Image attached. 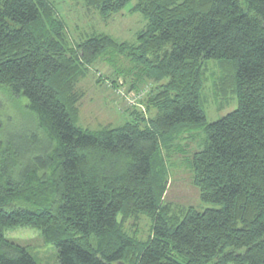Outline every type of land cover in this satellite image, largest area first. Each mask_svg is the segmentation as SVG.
I'll list each match as a JSON object with an SVG mask.
<instances>
[{
	"label": "trees",
	"instance_id": "obj_1",
	"mask_svg": "<svg viewBox=\"0 0 264 264\" xmlns=\"http://www.w3.org/2000/svg\"><path fill=\"white\" fill-rule=\"evenodd\" d=\"M131 1L85 0L105 17ZM131 9L147 18L137 43L94 33L72 45L51 0H0V87L27 98L45 133L38 152L27 133L3 139L0 125V264H40L7 236L17 227L38 229L59 264H264V0H135ZM117 56L130 66L117 67ZM102 60L115 66L101 74L112 82L155 83L154 114L79 124V82ZM210 60L216 95L238 100L213 121ZM197 130L194 183L212 205L178 218L162 202V148ZM141 215L146 238L125 226Z\"/></svg>",
	"mask_w": 264,
	"mask_h": 264
},
{
	"label": "rangeland",
	"instance_id": "obj_2",
	"mask_svg": "<svg viewBox=\"0 0 264 264\" xmlns=\"http://www.w3.org/2000/svg\"><path fill=\"white\" fill-rule=\"evenodd\" d=\"M51 1L67 23L68 37L72 45L83 42L94 33H106L118 41L137 43L138 32L147 24V18L142 12L131 9L135 0L129 2L121 11L106 17L98 8L88 6L85 0ZM117 57V67L130 66L129 62L120 59V56ZM114 69L115 66L107 61L95 62L79 82L80 89L85 93L80 105V125L93 129L107 124L120 125L130 119L136 110L146 117L154 114V111L148 110L146 101L153 93L155 83L148 80L142 82L139 88H130L122 77L112 82L101 75H109ZM219 71L216 61L210 60L203 90L209 121L219 119L238 105L237 98L231 94L226 97L221 93L216 95L214 81ZM99 75L102 81L98 80ZM27 103L24 95L17 96L0 87L2 137L5 140L19 141V136L27 133L35 142L36 151L40 152L45 133L38 129L36 116L27 107ZM34 135L36 138L32 137ZM202 137V131L197 130L192 136L187 132L174 138L169 147L162 148L168 166L167 185L162 202L167 204L171 214L178 218L182 217L190 206L203 210L212 205L201 199L200 189L194 183L191 163L194 152L202 147ZM150 224L148 216L141 215L137 222L134 218L128 219L125 226L130 232H137L139 237L146 238L150 234ZM7 236L27 245L40 264H59L56 246L45 242L38 229L17 227L9 230Z\"/></svg>",
	"mask_w": 264,
	"mask_h": 264
}]
</instances>
